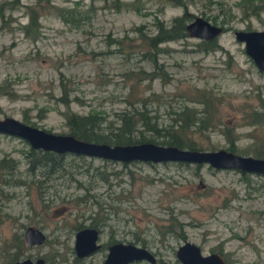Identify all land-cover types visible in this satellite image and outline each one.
I'll use <instances>...</instances> for the list:
<instances>
[{
  "label": "rangeland",
  "instance_id": "rangeland-1",
  "mask_svg": "<svg viewBox=\"0 0 264 264\" xmlns=\"http://www.w3.org/2000/svg\"><path fill=\"white\" fill-rule=\"evenodd\" d=\"M200 1L187 4L192 18H204L203 10L209 14ZM222 1L231 6L232 17L215 37L220 48L198 50L195 44L202 39L188 36L159 43L153 58L165 76L150 81L139 79L138 70L155 67L142 56L139 35L131 29L142 26L151 35L154 17L167 23L182 13L181 7L162 0H14L11 9L2 6L0 119L68 134L66 111L97 113L105 126L114 125L116 114L130 108L128 102L148 96V114L168 125L180 106L200 109L194 99L203 90L215 112L212 126L192 134L197 145L226 149L231 138L236 154L258 153L264 159V72L233 37L234 30L264 29V10L243 18L235 0ZM39 3L43 7L34 5ZM30 10L37 24L27 36L20 26ZM113 40L122 43V50ZM62 92L67 107L57 101ZM254 110L263 115L260 122L250 120ZM29 149L25 140L0 133V159L12 163L0 169V264L25 257L80 264L72 261L73 234L88 223L101 226L100 244L109 237L133 239L136 245L141 239L151 251L172 259L183 235L204 251L215 244L228 250L229 264H264L262 175L242 176L207 164L122 163L72 153L54 166L30 163ZM27 226L43 233L41 244L24 245ZM168 226L174 233L166 232ZM102 257L94 253L82 264H98Z\"/></svg>",
  "mask_w": 264,
  "mask_h": 264
},
{
  "label": "trees",
  "instance_id": "trees-1",
  "mask_svg": "<svg viewBox=\"0 0 264 264\" xmlns=\"http://www.w3.org/2000/svg\"><path fill=\"white\" fill-rule=\"evenodd\" d=\"M39 1V0H37ZM165 3L171 4V6H178L182 8V13L172 16L167 23H164L158 18H153L154 33L148 34L142 31V26L134 27L131 31L136 32L139 35L141 41L138 48L142 56L155 67V70L143 71L138 70L141 74L139 79H147L148 81L155 79L156 77L163 80L165 72L159 69V64L156 63L153 58L155 53L159 52L158 44L167 41H173L186 37L184 31L185 23L188 22L192 15L187 11L186 7L188 3H194L197 0H162ZM200 1V0H199ZM14 0L0 1V20L3 22V10L2 6L8 5V8H12ZM43 2V1H41ZM200 4L207 9L209 14L205 11H201V15L205 19H209L212 24L218 20V25L222 27V31H225L227 27L223 24L227 23L232 17L230 5H227L222 0H201ZM233 4L238 8L243 18L249 16L257 17L264 10V0H235ZM36 7H43L42 4H34ZM213 9V13L210 10ZM219 17V18H218ZM37 16L33 15L30 10L28 12V20L22 26L20 30L27 36L34 34L32 26L36 25ZM248 30V29H247ZM115 43V44H114ZM114 45L117 46V50L121 49L122 43L119 40H113ZM132 46V45H126ZM195 46L201 51H212L220 48L216 43L215 37L209 40H200ZM122 50V49H121ZM139 52V53H140ZM156 69H159L157 72ZM197 98L201 103L200 109H193L186 105L180 106V108L173 112L172 122L168 125H161L155 115H149L146 107L148 96L138 97L135 102H128L129 109H122L116 114V124L107 123L105 126L104 118L97 113H87L85 115H78L72 112L66 111L65 123L68 127V134L73 135L77 139L94 143H106L109 145H123L128 143L139 142H152L160 145H170L178 148L196 149V150H210V148H201L197 145L195 139L192 137L194 132L201 133L206 130L207 127L212 126L214 116V106L210 99L209 94H205V91L198 90ZM57 101L66 106L68 105V99L65 93L57 98ZM263 115L256 110L251 112L250 120L254 123L260 122ZM105 126V127H104ZM147 132V133H146ZM227 138L228 132L224 131ZM234 139L229 138L227 147L225 150L235 153L233 148ZM65 153H54L51 151H42L40 149H29L28 156L30 157V163L38 162L44 163L48 161L50 165L60 166L62 157ZM236 154V153H235ZM256 157L262 158L258 153ZM123 163V162H122ZM11 161L7 159H0V169L3 167H11ZM240 172V171H239ZM245 172H240L244 176ZM93 225V223H89ZM173 228L166 227V232L174 233ZM179 239L182 236H178ZM141 246H144L143 241Z\"/></svg>",
  "mask_w": 264,
  "mask_h": 264
},
{
  "label": "water",
  "instance_id": "water-1",
  "mask_svg": "<svg viewBox=\"0 0 264 264\" xmlns=\"http://www.w3.org/2000/svg\"><path fill=\"white\" fill-rule=\"evenodd\" d=\"M184 31L188 37L209 40L222 32V27L208 20L193 16L185 23ZM233 37L242 43L244 53L252 61L254 67L264 72V29L234 30ZM0 133L12 135L25 140L31 149L51 151L54 153H72L85 157H93L117 162H164L177 161L184 163L207 164L214 169H232L240 172L264 176V159L249 155H239L225 149L196 150L178 148L170 145H160L152 142L109 145L94 143L75 138L71 134L47 132L34 126L22 123L12 117L0 119ZM22 238L24 245L41 244L43 233L32 226L25 227ZM96 231L82 228L75 232L73 249L76 256L81 257L93 251ZM182 264H222L216 255L201 256L199 249L191 242L185 241L175 252ZM133 260L154 262L153 256L144 247L117 243L108 247L105 264H121ZM14 264H42L40 258L34 261L23 258Z\"/></svg>",
  "mask_w": 264,
  "mask_h": 264
},
{
  "label": "flooded vegetation",
  "instance_id": "flooded-vegetation-1",
  "mask_svg": "<svg viewBox=\"0 0 264 264\" xmlns=\"http://www.w3.org/2000/svg\"><path fill=\"white\" fill-rule=\"evenodd\" d=\"M82 228H90V229H94L96 231V240H95V245H98L93 251L89 252L87 255H84V256H81V257H78L76 256L75 252H74V249H73V246H72V252H73V257H72V261L75 263V262H78L80 264H82L86 259H88L89 257H91L94 253H97V252H100L103 254V257L102 259L100 260V262L98 264H105V258H106V255H107V252H108V247L109 246H112L114 244H117V243H121V244H131V245H135V246H140V247H144L146 250L149 251V253L153 256L154 258V262L153 263H149L145 260H133V261H129V262H125V263H121V264H138L140 262H144V263H147V264H182V262L177 258L175 252H176V249L179 245H181L183 242L185 241H188L186 239L185 236L181 235L182 238H181V243L178 244L176 246V248L172 249V259H169L168 257H165L163 258V255L161 253H157L156 251H151L150 249H148L146 247V245L144 244V246H141L142 243L139 242L138 245H136L135 242H137L136 240H125V239H121V238H113V237H109L107 240H105L104 244H100V242L98 241L99 240V235L100 233L102 232V230L100 229L101 226H94V225H91V224H87V225H84L82 226L81 228L79 229H82ZM77 229V230H79ZM76 230V231H77ZM75 231V232H76ZM74 232V234H75ZM74 234H73V242H74ZM44 241V240H43ZM190 242V241H188ZM192 243V242H191ZM194 244V243H193ZM221 244V243H220ZM198 247L199 249V254L201 256H208V255H216L218 256L220 259H221V262L222 264H229L231 261H228V259L226 260V255L229 256L230 253L228 250L224 251L222 250L220 247H218L217 244L213 245L217 248H214V247H210L209 249H206L205 251L203 250V248L201 247V245H197V244H194ZM33 246V245H32ZM35 246V245H34ZM220 246V245H219ZM27 258V257H25ZM23 259V258H21ZM19 259V260H21ZM30 259V258H29ZM37 259V258H35ZM35 259H33L32 261H34ZM41 259V258H40ZM31 260V259H30ZM42 260V259H41ZM230 260V259H229ZM18 261V260H16ZM15 261V262H16ZM14 262V263H15ZM13 263V264H14ZM42 264H45V262L42 260Z\"/></svg>",
  "mask_w": 264,
  "mask_h": 264
}]
</instances>
